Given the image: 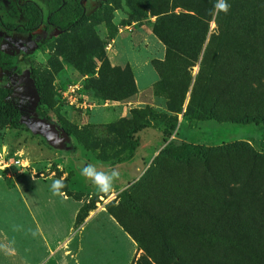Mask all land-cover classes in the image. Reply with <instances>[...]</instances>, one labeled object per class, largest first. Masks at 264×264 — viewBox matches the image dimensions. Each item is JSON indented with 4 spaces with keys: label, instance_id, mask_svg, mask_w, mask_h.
Here are the masks:
<instances>
[{
    "label": "rangeland",
    "instance_id": "obj_1",
    "mask_svg": "<svg viewBox=\"0 0 264 264\" xmlns=\"http://www.w3.org/2000/svg\"><path fill=\"white\" fill-rule=\"evenodd\" d=\"M217 2L86 0L67 31L0 26L41 79L31 104L0 63L22 111L0 128V264H264V0ZM182 142L205 159L162 153ZM89 164L118 173L110 192Z\"/></svg>",
    "mask_w": 264,
    "mask_h": 264
},
{
    "label": "trees",
    "instance_id": "obj_2",
    "mask_svg": "<svg viewBox=\"0 0 264 264\" xmlns=\"http://www.w3.org/2000/svg\"><path fill=\"white\" fill-rule=\"evenodd\" d=\"M86 0H41L46 7L43 11L41 5L34 0H3L8 13L16 21H8L0 16V26L5 31H16L20 33L33 34L39 27L53 28L55 31H67L81 25L86 19L84 2ZM37 36H35L36 38ZM0 63L3 69L12 66L20 71V65L14 55H9L0 51ZM35 89H40L41 79L35 77ZM22 118V111L16 98L11 94L10 89L0 87V128L17 127ZM262 118L255 115H245L237 118L234 122L241 124L261 123ZM137 126L128 134L129 156H131L137 146L134 133L140 130ZM204 145H193L182 142L178 145H165L162 153L176 159L184 160L191 154H197L202 160L205 159Z\"/></svg>",
    "mask_w": 264,
    "mask_h": 264
},
{
    "label": "clouds",
    "instance_id": "obj_3",
    "mask_svg": "<svg viewBox=\"0 0 264 264\" xmlns=\"http://www.w3.org/2000/svg\"><path fill=\"white\" fill-rule=\"evenodd\" d=\"M215 8L219 12L227 13L229 10V4L227 0H218L215 4ZM58 142V141H57ZM80 174L97 185L96 191L102 193H108L113 188V181L118 178L116 171H111L109 175L98 172L93 165H84L80 169ZM63 187V183L60 180L53 181L51 190L53 194H57Z\"/></svg>",
    "mask_w": 264,
    "mask_h": 264
},
{
    "label": "flooded vegetation",
    "instance_id": "obj_4",
    "mask_svg": "<svg viewBox=\"0 0 264 264\" xmlns=\"http://www.w3.org/2000/svg\"><path fill=\"white\" fill-rule=\"evenodd\" d=\"M22 68L25 69L24 72H22ZM26 71H27V73H26ZM15 77H17L16 73H14V75H13V79L15 80V81L13 80L14 81L13 85L15 87H19V88L25 86V88L31 93L28 100H29V103L31 102V104H32L33 103L32 94H34L32 90H33V88L35 89V87L33 84L34 82L32 80L29 67H27L26 64L20 65L19 76L16 79H15ZM30 78L32 81H30ZM29 112L31 114V110Z\"/></svg>",
    "mask_w": 264,
    "mask_h": 264
},
{
    "label": "built area",
    "instance_id": "obj_5",
    "mask_svg": "<svg viewBox=\"0 0 264 264\" xmlns=\"http://www.w3.org/2000/svg\"><path fill=\"white\" fill-rule=\"evenodd\" d=\"M76 88H77V86L74 85V86L71 88V91H72V92L75 91Z\"/></svg>",
    "mask_w": 264,
    "mask_h": 264
},
{
    "label": "water",
    "instance_id": "obj_6",
    "mask_svg": "<svg viewBox=\"0 0 264 264\" xmlns=\"http://www.w3.org/2000/svg\"><path fill=\"white\" fill-rule=\"evenodd\" d=\"M25 71V69L24 68H22V72H24ZM26 73H27V71H26ZM33 93L35 94V89L33 88ZM35 96V95H34Z\"/></svg>",
    "mask_w": 264,
    "mask_h": 264
}]
</instances>
